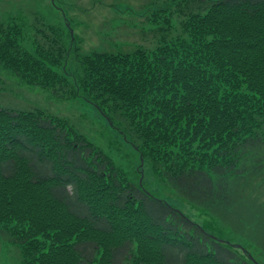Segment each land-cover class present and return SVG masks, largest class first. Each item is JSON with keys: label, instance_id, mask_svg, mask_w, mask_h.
Returning <instances> with one entry per match:
<instances>
[{"label": "trees", "instance_id": "1", "mask_svg": "<svg viewBox=\"0 0 264 264\" xmlns=\"http://www.w3.org/2000/svg\"><path fill=\"white\" fill-rule=\"evenodd\" d=\"M146 10L152 48L80 52L65 25L66 37L43 31L27 52L21 26L0 21V60L28 86L92 104L160 184L214 218L215 233L132 183L67 121L0 108V228L22 264H254L220 239L264 243L253 223L264 216V0Z\"/></svg>", "mask_w": 264, "mask_h": 264}, {"label": "rangeland", "instance_id": "2", "mask_svg": "<svg viewBox=\"0 0 264 264\" xmlns=\"http://www.w3.org/2000/svg\"><path fill=\"white\" fill-rule=\"evenodd\" d=\"M153 1L157 0H0V21L6 24L14 21L21 26L19 27L23 34L18 44L27 52L32 51L35 39H42L44 43L43 31L46 37H51V40L67 36L68 33H65L67 22L63 13L67 15L70 27L73 28L74 48L77 47L80 52L94 48H102L106 51L118 49L129 51L139 45L152 48L159 35L148 24L149 14L145 12ZM173 24L177 26L175 17ZM171 34L175 35V32L172 31ZM74 48L72 45V50ZM76 70V62L70 61L68 71L74 73ZM0 107L28 111L38 108L67 121L78 134L84 135L90 143L103 149L117 166L126 170L132 183L138 181L144 190L166 201L192 222L206 227L210 235V232L215 233L213 231L215 229L210 228V225H214V218L194 208L180 199L173 190L160 184L150 174L147 164H142L141 158H138L131 146L123 141L92 104L80 98H58L41 88L28 86L17 74L4 67L0 60ZM256 222L262 224V232H256L255 235L264 238V216L259 220H253V223ZM226 223L221 222V228L226 235L230 238H240L238 233L233 237L234 231H227ZM213 236L217 238L216 235ZM220 240L229 245L245 247L247 256L253 258L254 264H264V243L260 247L250 239H245L246 241L241 243H231L222 238ZM43 250L45 253L49 252L48 246L45 245ZM239 252L242 254L240 250ZM21 254V246L15 243L11 234L1 227L0 264H22ZM127 262L124 264H132L131 259Z\"/></svg>", "mask_w": 264, "mask_h": 264}, {"label": "bare ground", "instance_id": "3", "mask_svg": "<svg viewBox=\"0 0 264 264\" xmlns=\"http://www.w3.org/2000/svg\"><path fill=\"white\" fill-rule=\"evenodd\" d=\"M63 17H64V20L67 22L65 25H66V27H68V30H69V35L71 36V38H72V40H73V28L72 27H70V22H69V20H67V15H65L64 13H63ZM1 108V107H0ZM1 109H9V108H1ZM244 253H247V251H246V249H244V248H242L241 249Z\"/></svg>", "mask_w": 264, "mask_h": 264}, {"label": "water", "instance_id": "4", "mask_svg": "<svg viewBox=\"0 0 264 264\" xmlns=\"http://www.w3.org/2000/svg\"><path fill=\"white\" fill-rule=\"evenodd\" d=\"M142 161V160H141ZM222 242H224V241H222ZM228 244V243H227ZM249 257V259L251 260V261H253V258L251 257V256H248Z\"/></svg>", "mask_w": 264, "mask_h": 264}]
</instances>
